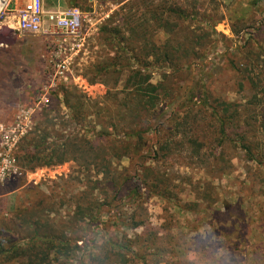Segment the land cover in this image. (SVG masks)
<instances>
[{"label":"rangeland","instance_id":"1","mask_svg":"<svg viewBox=\"0 0 264 264\" xmlns=\"http://www.w3.org/2000/svg\"><path fill=\"white\" fill-rule=\"evenodd\" d=\"M137 1L131 0L129 7L142 9V0ZM43 2L46 13L80 9L85 41L77 47L79 39L47 32L48 16L47 34L0 31V243L9 251L0 264H32L25 243H43L47 229L37 239L29 223L49 224L64 235L75 205L92 189L90 178L81 176L72 162L27 171L18 160L25 138L40 123L39 113L50 110L57 98L63 101L60 89L69 86L92 101L108 95L111 114H123L128 107L124 88L129 72L123 68L134 62L122 59V69L99 74L117 58L121 36L116 39L115 31L126 34L125 20L117 24L112 18L126 0ZM165 2L178 14L166 16L164 29L153 40V33L146 37L142 32L145 38L139 43L147 51L159 49V58H140L151 83L163 89L153 110L156 125L145 135V162L136 166L137 157L121 161L120 171H130V179L120 196L109 200V210H103L102 222L109 226L97 243L110 239L123 245L134 235L171 233L181 248L176 258L168 257V264H264V167L256 175V166L237 145L221 144L213 114L216 109L229 121L239 119L238 126L253 131L264 146V0ZM181 12L188 17L182 20ZM6 23L13 24L11 19ZM168 50L172 63H166ZM63 62L67 69L61 75ZM207 98V106L201 107ZM112 140L116 147L127 144L124 135ZM141 165L148 171L138 169ZM84 258L80 254L74 264Z\"/></svg>","mask_w":264,"mask_h":264},{"label":"trees","instance_id":"2","mask_svg":"<svg viewBox=\"0 0 264 264\" xmlns=\"http://www.w3.org/2000/svg\"><path fill=\"white\" fill-rule=\"evenodd\" d=\"M130 1L112 17L117 24L123 23L124 19L126 26V29L122 28L126 34L121 30H116L113 34L116 39L121 36L117 40L119 50L115 53L117 58L110 59L105 68L102 67L99 71L100 75H105L111 70L113 72L122 69L124 66L118 63L122 59L125 62L128 60L134 62L133 65L125 64L123 68L129 72L124 88L128 91V107L124 113L111 114L107 107L110 100L108 95L98 101H92L77 87H63L59 92L63 101L57 98V104L48 105L50 110L39 113L37 122L40 123L34 132L27 136L33 135V139L26 137L19 151L21 154L17 155L27 171L43 167L54 168L72 162L79 168L81 176L90 178L87 186L89 185V189L92 188V191L86 192L75 205L74 216L65 225L64 235L51 229L49 224L29 223L30 227L36 228L37 239H40L38 237L40 230L47 229L46 237H41L44 239L43 243L36 244L34 240L29 241L32 243H25L27 245L25 252L32 264L37 260L40 262L47 260V263L43 261V264H74L80 254H84L86 258L81 264H168L172 258L177 257L181 248L171 233L162 234L155 231L150 235H134V240L125 238L123 245L110 239L102 246L97 243L100 232L109 226L108 223L102 222L104 211L109 210L111 206L109 200L113 201V196H120L123 192L122 186L130 179L128 178L130 171L123 170L122 173L120 163L125 158L133 162L135 157L136 166L138 161L145 162V135L150 130L148 128L156 125L153 110L157 108L163 96V89H160L162 86H154L151 83V75L147 73L148 66L140 59L159 58V49L153 45L151 47L154 48L147 51V48L140 47L139 43L152 33L153 40L158 32L164 29L166 16L173 17L179 12L167 8L165 0H142V9L140 6L130 8ZM187 17V13H180L182 20ZM142 32L144 34L146 32L147 35L144 36ZM168 52L165 57L166 63H172V51ZM207 102L208 98L203 104L201 102L200 106L205 108ZM62 107H65L68 113H62ZM213 114L217 116L220 124L218 133L221 144L227 147L229 144L237 145L246 156L247 162L256 166L254 168L257 169L256 175L261 174L260 167H264V146L256 142L253 131L238 126L239 119L229 121L228 117L220 116L216 109H213ZM119 135H124L127 144L123 143V146L116 147L112 139ZM193 144H198L197 139L193 140ZM140 168L143 166H138V169ZM143 170L148 171L144 168ZM162 193L166 196L167 191ZM103 195L105 197L101 198ZM228 206L229 204L227 210ZM9 230L16 233L13 228ZM260 247L263 248L262 245ZM204 249L207 250L208 246H204ZM7 252L9 251L0 243V258ZM233 262L238 264L235 260Z\"/></svg>","mask_w":264,"mask_h":264},{"label":"built area","instance_id":"3","mask_svg":"<svg viewBox=\"0 0 264 264\" xmlns=\"http://www.w3.org/2000/svg\"><path fill=\"white\" fill-rule=\"evenodd\" d=\"M46 16L51 21L47 32H50V29L61 31L66 37L79 39L80 43L77 47L82 46V42L85 41V36L82 33L84 14L80 9L71 8L66 11L46 13L43 0H27L24 3L18 0H14L13 3L0 0V31L9 30L11 34L17 32L31 35L47 34L45 31ZM10 19L13 22L12 25L6 23ZM66 69L67 65L63 62L59 66L58 74L64 75Z\"/></svg>","mask_w":264,"mask_h":264},{"label":"crops","instance_id":"4","mask_svg":"<svg viewBox=\"0 0 264 264\" xmlns=\"http://www.w3.org/2000/svg\"><path fill=\"white\" fill-rule=\"evenodd\" d=\"M128 1H130V0H127L126 2H128ZM126 2H125V3H126ZM158 35H159V32H158ZM158 35H157V36H158Z\"/></svg>","mask_w":264,"mask_h":264}]
</instances>
